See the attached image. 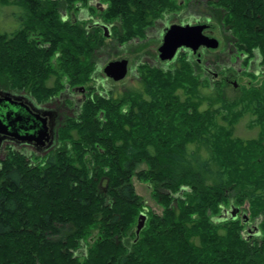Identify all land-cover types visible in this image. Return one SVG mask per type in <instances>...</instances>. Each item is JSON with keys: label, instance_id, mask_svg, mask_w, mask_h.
<instances>
[{"label": "trees", "instance_id": "16d2710c", "mask_svg": "<svg viewBox=\"0 0 264 264\" xmlns=\"http://www.w3.org/2000/svg\"><path fill=\"white\" fill-rule=\"evenodd\" d=\"M91 1L0 0L18 23L0 31V90L38 104L66 89L86 93L56 149L0 161V264H264V82L230 99L225 80H203L179 58L174 70L142 63L139 88L104 95L94 86L96 52L109 39H144L159 14L185 4L96 0L101 11ZM210 4L245 66H264V0ZM202 7L195 0L192 9ZM81 8L93 18L78 20ZM94 19L113 27L110 37ZM245 117L255 137L236 135ZM134 177L150 185L160 213ZM231 208L249 220L222 219Z\"/></svg>", "mask_w": 264, "mask_h": 264}, {"label": "flooded vegetation", "instance_id": "af4514ba", "mask_svg": "<svg viewBox=\"0 0 264 264\" xmlns=\"http://www.w3.org/2000/svg\"><path fill=\"white\" fill-rule=\"evenodd\" d=\"M206 9L203 10L204 13L196 12L192 9V6H195V0H189L187 3V8L189 10L185 19H182L178 24H171V19L174 18L175 14L166 16L164 21L157 20L155 24H158V40L160 46L158 47V56H159V48L163 44L164 36L168 29L173 25H189V26H197V25H208L209 27L204 30V34L209 36V33L212 34L215 29H218L219 32H223L225 35H229V32H226L225 29L221 28L216 24L213 17L216 15L218 9L213 7L214 4H210L214 0H205ZM184 3V1H183ZM180 2V5H183ZM91 5L96 6L97 9L103 11L105 6L98 1L92 2ZM100 7L102 9H100ZM79 6V5H78ZM85 10V11H84ZM79 12H83L85 17L83 20L92 19L93 17H89L87 14L88 11L85 8H81ZM192 13V14H191ZM187 18V19H186ZM82 21V19H80ZM94 25L100 26L104 32L105 27L110 30L113 28L103 24L100 20L94 19ZM91 27V25H89ZM153 27V26H152ZM150 27V28H152ZM163 27V28H161ZM150 31V29H149ZM235 42H230L228 39L223 41V48L217 55V65L220 69L215 70L214 74H212L213 79H218L219 75L222 71H230L231 63L230 59L235 57L236 62L240 65L245 61V55L242 52L238 51V47H236ZM209 49H205L201 47L198 52L204 53L205 55L209 52ZM194 53L189 50L182 48L178 51V55L176 58L171 61H162L159 59L161 68L165 70H170L172 65H175L177 60L180 57H186V61L191 62V64L195 65V71L197 74H203L204 77H209L211 74V69L213 67H217L216 64H212L210 59L202 58L201 55L198 56L197 60L193 59ZM224 57V58H223ZM229 59V60H228ZM243 61V62H241ZM228 62V63H227ZM253 60L251 61L248 70L246 71H256L258 70L253 65ZM167 68V69H166ZM131 68H129L130 71ZM245 71V70H244ZM238 75L242 74V69L237 70ZM224 77V80L227 84L230 85L231 79H233L232 87L235 90L239 89V86L235 85L234 82H237L232 77ZM9 93L11 95L12 101H7L5 95ZM82 95V99L78 100L77 103H81L86 96L85 91H80L77 88L74 89H66L64 92L60 94V99L55 98L54 101H48L43 104H38L36 101L30 97L27 93H12L7 91L0 90V121L7 124L9 127L7 133H2L0 131V161L4 160L8 155L9 151H23L30 156L35 152L36 154L46 155L52 150L56 149L58 142V129L61 126V123L64 120V117L67 114L73 115V112L76 108L67 109V103H72L78 99V94ZM58 101V102H57ZM56 102V103H55ZM57 105H60V109ZM77 107V104L75 105ZM62 112V113H60ZM71 112V113H68ZM44 129L47 135V144L45 146L40 145V143L36 140L39 132ZM28 135L29 139H26L25 136Z\"/></svg>", "mask_w": 264, "mask_h": 264}, {"label": "rangeland", "instance_id": "374dc122", "mask_svg": "<svg viewBox=\"0 0 264 264\" xmlns=\"http://www.w3.org/2000/svg\"><path fill=\"white\" fill-rule=\"evenodd\" d=\"M95 1H91L90 4L88 3V5H91V3L95 2ZM174 1H176L179 4H180V2L183 3V1H184L183 4H185V6L181 7L180 9H177L175 11H172V12L159 14L158 15L159 18L156 19L152 24L153 27L151 26L152 28H148V31L146 33V37L144 39H135V40L128 41L124 44H117L114 39H109L106 43L107 46L105 48L101 49L100 51L96 52L95 55H96L98 70L96 72L94 86L96 87L98 92H100L104 95L113 94L115 97H118L119 95H121V93H123L125 91L134 90L136 88H139L140 74H139V71L137 70V68L140 64L145 63V64H148L150 66H156L158 68H161L162 65L160 64V61H159L160 57L158 56V47L160 46V43L158 40V24L156 25L155 22L157 20H163L164 21L166 16L168 17L169 15L175 14L174 18L171 19V24H178V23H180V21L182 19H185V17L187 16V14L189 12V10L186 6L189 0H174ZM198 2L202 6V5H204V3L206 1L205 0H200V1L198 0ZM203 7L199 8V9H201L202 13H204L203 10L205 9ZM213 7H215V6H213ZM10 13H11V10H8V9L4 10L2 8L0 9V31L1 30L10 31V30L14 29V25L17 28L18 23H17V21L14 22L13 19H15V18L13 16L12 17L9 16ZM74 15L76 16V18H78V20H80V19L83 20L85 17V14L83 12H78ZM161 28H163V27H161ZM149 29H150V31H149ZM209 36L215 37L220 42L219 48L215 49V50L209 49L210 51L206 55L204 53L200 54V52H197L196 54L193 55V59H194V61H196L198 56L201 55L202 58L210 59L212 64L217 65L218 64L217 63V55L221 51V49L223 48V41H225V40L220 35L218 29H215V31L212 34L209 33ZM228 40L233 43V41H231L230 39H228ZM239 52H241V51H239ZM186 57L187 56H184L183 58L180 57V58L182 60L186 61ZM120 58L128 60V67L131 68L130 71L128 72V75L122 81H118V82H115L112 79H107L106 75L104 73L105 67L111 61H116ZM241 62H243V61H241ZM230 63H231L230 71H224L223 74L221 73L216 81L221 80V82H222L224 80L223 78L227 77L226 75H228L229 78L230 77L236 78L235 80L237 82H234V83H237V85L239 86V89L235 90L232 87V83L234 81L233 79H231L230 85L227 84L225 81H223L222 85L224 88L222 89V91H223L224 96H226L230 99L234 98L235 96H237L240 93V88L243 86L250 87V85H252L253 87L260 88V86L264 82V66L261 65L260 62L255 61L253 63L255 68H257L258 70L247 71V72L254 73L255 77H252V78H254L253 81L251 80L250 77L242 75V74L238 75V73H237V70H239L240 68L242 69V72H246V70H248V67L245 66L244 62L239 65L236 62L235 57H233L230 59ZM173 68H174V65L171 66L170 70H174ZM218 69H220V67L218 65H217V67H213V69H211V71H210L211 74L209 77H212V74H214L215 70L217 72ZM197 75H199L200 78L203 80L207 78V76L204 77L203 74H201V73L197 74ZM64 91H62V92H64ZM56 98L59 100L60 95H58ZM81 99H82V95L79 93L78 99L75 101V103L72 102V103L66 104L67 109H70L69 111H71L74 108H78L79 103H77V101L81 100ZM76 104H77V107H75ZM57 106L60 109V105H57ZM71 112H68V113H71ZM60 113H62V112H60ZM67 115H71V114H67ZM256 134H257V130L256 129H250V127H249V118L248 117H245L244 119H242L241 122L237 125L236 135L241 137V138L255 137ZM133 184H134L136 193L144 200L145 204L149 208L153 209L155 212L160 213L162 211V208L153 199L152 189H151L150 185L148 183L139 181L136 177L133 178ZM239 214H240L239 215L240 218H242L244 216V213L242 211H240ZM247 219L249 220L248 216H247Z\"/></svg>", "mask_w": 264, "mask_h": 264}, {"label": "water", "instance_id": "95a60500", "mask_svg": "<svg viewBox=\"0 0 264 264\" xmlns=\"http://www.w3.org/2000/svg\"><path fill=\"white\" fill-rule=\"evenodd\" d=\"M101 5H99L100 7ZM100 9H102L100 7ZM208 25H173L166 32L162 46L159 48V57L162 61H173L178 55V51L182 48L191 50L194 54L203 47L205 49L215 50L219 48L220 42L213 36H207L204 34V30L207 29ZM105 29V36L110 37L109 30ZM129 67L128 60L120 58L116 61H111L104 69V73L107 79H112L115 82L122 81L128 75ZM237 86V83H235ZM80 91H84V88H79ZM7 101H12L11 95L7 93L5 95ZM10 126L0 121V131L7 133ZM29 139L28 135L25 136ZM36 140L40 145L45 146L47 144V135L44 129L39 132ZM240 210L238 208L225 209L223 211L222 219L234 220L238 217ZM244 220H248L247 216H244ZM146 222L145 214H141L137 225V235L140 234L144 228ZM258 232L255 230L251 236H257Z\"/></svg>", "mask_w": 264, "mask_h": 264}]
</instances>
